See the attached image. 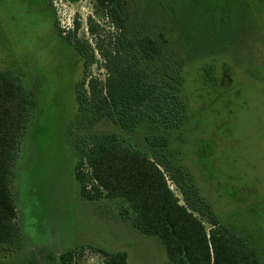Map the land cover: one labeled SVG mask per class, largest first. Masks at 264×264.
<instances>
[{"label":"rangeland","instance_id":"1","mask_svg":"<svg viewBox=\"0 0 264 264\" xmlns=\"http://www.w3.org/2000/svg\"><path fill=\"white\" fill-rule=\"evenodd\" d=\"M132 6L138 22L163 12L178 55L194 61L185 75L195 112L185 159L212 210L264 264V0ZM113 34L95 0H0V73L18 79L30 103L10 182L19 239L0 244V264H61L59 255L75 249V264H104L86 247L124 252L127 264H167L155 235L119 219L116 201L86 200L74 174L85 135L109 129L80 110L84 59L75 45H83L86 76L103 84L99 47ZM149 132L142 126L122 135L145 147Z\"/></svg>","mask_w":264,"mask_h":264},{"label":"trees","instance_id":"2","mask_svg":"<svg viewBox=\"0 0 264 264\" xmlns=\"http://www.w3.org/2000/svg\"><path fill=\"white\" fill-rule=\"evenodd\" d=\"M95 1L114 28L107 48L99 47L107 76L103 84L88 78L83 45L74 44L84 59L77 99L82 113L109 129L85 135L79 149L74 174L81 195L89 201H116L119 219L160 240L167 264H259L255 249L201 195L185 159L183 146L191 132L194 136L195 114L185 75L194 61L178 55L177 37L168 33L170 21L154 12L152 23L145 17L138 22L135 0ZM29 104L19 80L0 73V244L10 246L20 233L10 182ZM142 126L150 131L145 147L122 135ZM86 248L104 264H127L124 252ZM75 251L60 254L61 264H75Z\"/></svg>","mask_w":264,"mask_h":264},{"label":"flooded vegetation","instance_id":"3","mask_svg":"<svg viewBox=\"0 0 264 264\" xmlns=\"http://www.w3.org/2000/svg\"><path fill=\"white\" fill-rule=\"evenodd\" d=\"M53 14H54V11H53ZM54 17H55V15H54Z\"/></svg>","mask_w":264,"mask_h":264}]
</instances>
